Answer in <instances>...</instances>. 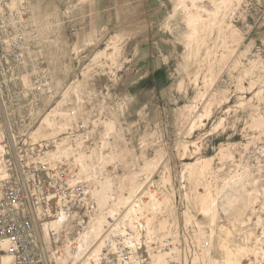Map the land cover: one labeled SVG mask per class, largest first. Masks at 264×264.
Wrapping results in <instances>:
<instances>
[{
    "label": "rangeland",
    "instance_id": "1",
    "mask_svg": "<svg viewBox=\"0 0 264 264\" xmlns=\"http://www.w3.org/2000/svg\"><path fill=\"white\" fill-rule=\"evenodd\" d=\"M15 2L37 30L54 95L51 127L47 114L32 138L65 141L83 121L94 144L62 146L91 176L86 206L53 219L64 231L41 234L50 259L61 251L54 264L79 247L106 196L108 209L122 201L123 222L131 195L154 254L177 247L169 264H225L231 252L264 264V0Z\"/></svg>",
    "mask_w": 264,
    "mask_h": 264
},
{
    "label": "built area",
    "instance_id": "2",
    "mask_svg": "<svg viewBox=\"0 0 264 264\" xmlns=\"http://www.w3.org/2000/svg\"><path fill=\"white\" fill-rule=\"evenodd\" d=\"M37 38L24 6L0 0V264H54L61 251L53 249L50 259L42 226L86 206V183L70 175L67 157L56 154L68 140L93 149L86 124L77 123L65 141L32 138L54 96L36 56ZM148 218L143 211L131 225L113 220L94 264H149L159 245ZM191 245L185 255L198 256L209 243Z\"/></svg>",
    "mask_w": 264,
    "mask_h": 264
},
{
    "label": "bare ground",
    "instance_id": "3",
    "mask_svg": "<svg viewBox=\"0 0 264 264\" xmlns=\"http://www.w3.org/2000/svg\"><path fill=\"white\" fill-rule=\"evenodd\" d=\"M193 4H189L188 7H191V5H193ZM51 115L52 114H48V116L46 117V120H45L46 123L48 124L49 128L51 127L50 126L51 122L49 121L50 120L49 118H50ZM54 116H56V114ZM48 127L46 126V128H48ZM68 151H69V149H68ZM56 154H59V156H62V155L65 156L64 155L65 152H64V150L62 148V145L59 146V149H58ZM66 154H68V152ZM85 160L86 159L84 158V156L81 155L79 158L75 159L74 162H72L73 167L72 168L70 167V175H74V174L78 175V180L79 181L89 179L90 176H91V168L85 162ZM131 196L126 198L125 205H127V208L123 212L125 214V215H123L124 216L123 217V222L124 223L129 222L130 225L136 219H138L139 215L141 214V210L143 209L142 208L143 206H141L140 200L132 199ZM104 200L105 201H102V203L100 202V205H101V214H100V216L95 218V219L90 220V225H89V228L87 229L86 237H79L77 239V242H79V244H80L79 247H73L70 250L71 246H67V251H68L67 254L68 255L64 256V258H62V263L63 264H69L67 262L69 259L73 260L72 261L73 264H79V263H81V264H94V261H96V258L100 254L101 249L103 247V243H102L103 241L100 242L101 241V236H102V234L104 232L105 226H107L106 224L110 222V221H108V216H110L111 219H116V217L119 216L118 214H120V212H122V210L120 211V209L118 208V206L119 207L121 206V204H122L121 202L122 201L120 202L121 204L119 203V200H118V202H114L113 206H111L108 209V205H106V202L108 201V196H106L104 198ZM61 217H63V216H61ZM58 222L59 221H57V220L56 221L55 220H51L48 225L46 224L47 226L45 225V227L42 228V232L43 233H46V231H48V232L60 231L61 232V230H63V229H62V227L59 229L60 226L58 224H60V223H58ZM213 222H216V220H214ZM152 231H153V229L150 226L149 227V234L150 235H152ZM49 238H50V236H49ZM47 239H48V237H47ZM176 249H177V247H175V248L173 247L171 249H167V252L164 253V254L151 253V257H150L151 260H150L149 264H169L170 263L169 262V258L178 254ZM238 252L241 254L243 252V248L242 247L241 248L240 247L237 248V253ZM61 256H63V254ZM235 256H236V254H234L233 252L228 253L226 255L225 264H243L242 260L240 262H238V260H236V262H235L234 261L235 260L234 259ZM59 258H61V257H59ZM81 260H83V261H81Z\"/></svg>",
    "mask_w": 264,
    "mask_h": 264
}]
</instances>
